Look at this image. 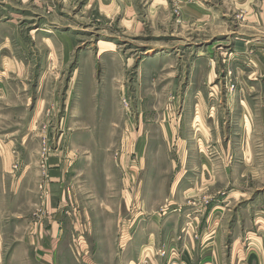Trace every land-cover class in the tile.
<instances>
[{
  "label": "rangeland",
  "instance_id": "obj_1",
  "mask_svg": "<svg viewBox=\"0 0 264 264\" xmlns=\"http://www.w3.org/2000/svg\"><path fill=\"white\" fill-rule=\"evenodd\" d=\"M235 1L0 0V264L44 233L53 264L250 259L264 0Z\"/></svg>",
  "mask_w": 264,
  "mask_h": 264
},
{
  "label": "crops",
  "instance_id": "obj_2",
  "mask_svg": "<svg viewBox=\"0 0 264 264\" xmlns=\"http://www.w3.org/2000/svg\"><path fill=\"white\" fill-rule=\"evenodd\" d=\"M235 3L238 6H240L239 4H242V5L248 4L247 2H244L243 0H236ZM184 187L181 189H183V191H185L183 196L185 198H187L190 195V192L192 191V189L187 188V190H185ZM186 187H188V186H186ZM49 188H51V185ZM58 191H59V196H60L62 194L61 193V191H62V184L61 183H59V185H58ZM50 193L52 194V192H50ZM59 199H61V197ZM247 240H248L247 246H250V248L252 247V249H250V252H249V254H252V256L250 257L249 260L247 258L248 256H246V258L243 259V260H245V263L247 262L246 264H264V236H262V238L255 239V241L253 239H247ZM28 241H29V243H27L28 249L31 246H33V247L36 246L39 248V252L41 253L40 255H38V257H39L38 263L39 264H53L54 263L55 255L57 253V249H55L54 247H51V245H52L51 239H49V237L45 236V233H44L43 239L35 238V239H29ZM57 241H60V240L57 239ZM186 245L189 247V245L187 243H186ZM44 246L47 248H44ZM205 260H206V257L204 256V254L196 256V255H192L190 252L188 253V257L185 258V260L183 259L185 264H195V263L204 264Z\"/></svg>",
  "mask_w": 264,
  "mask_h": 264
}]
</instances>
